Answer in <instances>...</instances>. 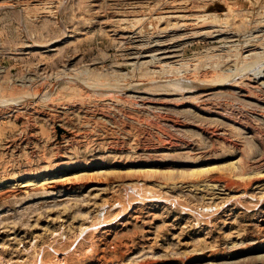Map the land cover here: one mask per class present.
I'll return each instance as SVG.
<instances>
[{
    "label": "rangeland",
    "instance_id": "rangeland-1",
    "mask_svg": "<svg viewBox=\"0 0 264 264\" xmlns=\"http://www.w3.org/2000/svg\"><path fill=\"white\" fill-rule=\"evenodd\" d=\"M40 263L264 264V0H0V264Z\"/></svg>",
    "mask_w": 264,
    "mask_h": 264
},
{
    "label": "bare ground",
    "instance_id": "bare-ground-1",
    "mask_svg": "<svg viewBox=\"0 0 264 264\" xmlns=\"http://www.w3.org/2000/svg\"><path fill=\"white\" fill-rule=\"evenodd\" d=\"M179 17V16H178ZM183 24L185 25V22L183 21ZM190 24V23H189ZM176 37V36H175ZM174 36H173V38H175ZM178 37V36H177ZM188 37V36H187ZM186 38V37H185ZM191 38V37H190ZM180 39V38H179ZM156 48V47H155ZM158 48V47H157ZM156 48V49H157ZM153 49V48H152ZM161 49V48H160ZM147 50V49H146ZM170 50V49H169ZM162 51H165V50H162ZM161 51V52H162ZM159 52H160V50H159ZM144 56V55H143ZM161 56V55H160ZM138 57H139V55H138ZM165 58L167 57V56H164ZM140 58V57H139ZM160 58V57H159ZM157 59V58H156ZM159 60V59H158ZM256 78V77H255ZM146 94V93H145ZM168 94V93H167ZM142 98H143V96H142ZM144 98H146V97H144ZM98 99V98H97ZM101 99V98H100ZM99 99V102L101 103V101L102 100H100ZM155 100V99H154ZM158 100V99H157ZM97 102H98V100H97ZM30 103V102H29ZM96 103V102H95ZM94 103V104H95ZM27 105V104H26ZM35 105V104H34ZM40 106V104L39 105H37V107H39ZM36 107V108H37ZM44 107V106H43ZM52 107V106H51ZM58 107V106H57ZM30 108V107H29ZM32 108V107H31ZM34 108H35V106H34ZM35 108V109H36ZM47 108V107H46ZM55 108V107H54ZM50 109V108H49ZM48 109V110H49ZM26 110H27V108H26ZM54 110V109H53ZM27 111H29V110H27ZM36 111H39V110H36ZM30 112V111H29ZM32 112V111H31ZM41 112H42V110H41ZM51 112V111H50ZM55 112H56V110H55ZM40 113V112H39ZM52 114V113H51ZM52 115H54V114H52ZM56 116V115H55ZM65 129V128H64ZM32 130V129H31ZM33 132V131H32ZM31 135V134H30ZM63 135H65V134H63ZM31 137V136H30ZM25 139H27L26 137H25ZM63 142V141H62ZM104 220V216L103 215H101V216H99V218L97 219V221L95 222V223H100L101 221H103ZM86 231V228H84V227H82V228H80V233H79V235H82L84 232ZM78 235V236H79ZM41 262V261H40ZM41 264V263H40Z\"/></svg>",
    "mask_w": 264,
    "mask_h": 264
}]
</instances>
